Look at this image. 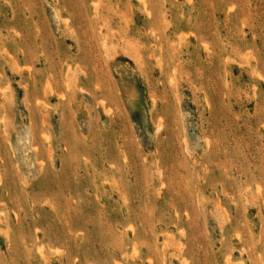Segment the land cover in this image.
<instances>
[{"label":"rangeland","instance_id":"1","mask_svg":"<svg viewBox=\"0 0 264 264\" xmlns=\"http://www.w3.org/2000/svg\"><path fill=\"white\" fill-rule=\"evenodd\" d=\"M0 264H264V0H0Z\"/></svg>","mask_w":264,"mask_h":264}]
</instances>
